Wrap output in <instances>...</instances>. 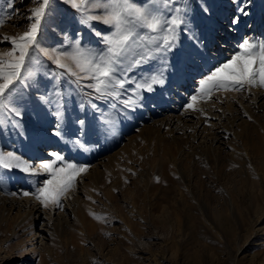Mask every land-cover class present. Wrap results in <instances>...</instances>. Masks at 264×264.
<instances>
[{
  "label": "rangeland",
  "instance_id": "rangeland-1",
  "mask_svg": "<svg viewBox=\"0 0 264 264\" xmlns=\"http://www.w3.org/2000/svg\"><path fill=\"white\" fill-rule=\"evenodd\" d=\"M33 6L32 0H14L15 11L11 13L13 18L0 28V38L22 33L29 24L22 20L30 14L29 9ZM66 7L71 8L70 14L66 12ZM56 11L59 12L56 13ZM77 15L78 13L67 4L55 10L51 9L47 17L49 21L42 26L39 36L41 45L48 49L70 51L71 46L79 41L81 47L95 52L104 51L106 46L102 37L97 36L96 32L110 34L111 29L99 21H93L90 25L82 24ZM51 34H55L54 37L50 36ZM10 48V43L0 39V53ZM172 53L168 54V60ZM37 59L38 63L30 68L33 76L26 78V81L36 92L35 94L44 97L45 100L35 103L29 99V93L23 84L18 86L19 93L14 104L22 113L20 117L15 118L20 127H14L11 120H6L3 125H0V152L6 153L7 145L10 144L16 151L24 149L30 153L32 150H29L27 142L30 143L37 137H46L48 140L45 139V142L49 144V147L51 145L65 146L68 156L73 148L81 147L72 141L78 139L82 147L87 146L85 137L89 135L91 140L98 142L95 141V137H92L90 131L92 127L96 130L101 125L103 133L100 134L103 135L104 140H107L116 138L120 129L127 126L131 118V110L124 109L120 101L111 98L93 99L96 94L91 88L84 87L91 81L81 80L79 82L81 90H78L72 82L76 79L75 77L48 74L46 73L47 65L40 57ZM156 64L163 67V59L157 57L150 61L147 68L156 70ZM37 77L41 78L39 83L47 86L33 85V79ZM128 77L132 80H140L132 72L128 73ZM132 87L131 84L125 85L121 100L131 95ZM85 93L90 95L86 96ZM220 93L230 95L232 92ZM151 97L157 98L158 92L152 93ZM113 104L115 108L112 107ZM58 108L63 112L62 123L65 135L53 137L50 130L57 121L55 113ZM98 110L103 116L110 117L112 123L105 125L102 120H95L92 112ZM70 111L86 115L83 128L73 124ZM263 131V122L258 123L253 132L251 130L248 133L236 131L237 151L240 150L249 157V166L241 161L236 165L222 162L217 172L218 179L202 163L192 170L195 177L200 175L204 177L202 185L196 184L195 179L192 185L198 188L201 200L209 208L215 206V201L220 203L225 199L221 189H225L232 196L236 209L238 208L237 213L240 214L241 230L236 231L221 206L218 213L221 214L222 219L212 216V221L218 230L203 229L201 226L204 222L203 214L193 209L187 221L192 222L194 227L182 230L176 228L173 235L169 236L163 221L172 222L174 226L177 222L172 217L160 219V208L174 205L175 200L178 199L175 186L168 181L160 183L159 179H153L154 184H151L149 188V196L159 208H156L154 213L156 217L153 219L156 236L154 239L147 238V229L138 224L137 213L141 208L144 191L139 189L137 183L142 170L149 171L154 168L155 154L152 152L154 149H150L154 148V143L152 141L150 147H147L145 145L147 143L138 140L134 143L135 148L132 147L127 152L120 151L117 145L113 147L114 149L112 148L113 150L106 152L104 158L120 151L114 155L109 166L104 167L101 173L93 178L95 184H92L91 180H86L85 186L78 189L79 200H75L73 194L77 188L75 185L61 198V205L65 204L71 209L73 216L65 227L53 231L48 244L49 251L46 250L41 254L36 252L31 264H264V166L261 164L264 161ZM99 146V143H95L96 149ZM260 147H262L261 150ZM145 148H149V152H141ZM61 156L64 158V163H68L67 158ZM158 161L156 157V162ZM51 162L59 165L55 158ZM127 165H132L133 169L128 170ZM252 167L254 171L251 172ZM3 171L5 170H0L3 186L11 194L9 174L4 175ZM27 186L31 189V193H34L36 188L40 187V183H30ZM203 211L206 213L205 208ZM94 216H99L101 219L97 220ZM20 230L23 229L15 227L11 222L6 229L0 225V248L9 246L14 250L20 249L24 241L23 232ZM140 237L152 244L144 248L145 253L142 255L133 254Z\"/></svg>",
  "mask_w": 264,
  "mask_h": 264
},
{
  "label": "bare ground",
  "instance_id": "bare-ground-1",
  "mask_svg": "<svg viewBox=\"0 0 264 264\" xmlns=\"http://www.w3.org/2000/svg\"><path fill=\"white\" fill-rule=\"evenodd\" d=\"M135 2L143 5L147 3V0H135ZM191 3L194 7L191 21L198 30L204 47L198 50L197 55L188 57L187 53L192 51V46L186 33L181 31L180 46L172 53L169 58L171 61L168 60L169 66L165 72V84L163 87H156L155 91L152 92L153 94L158 92V97H151L152 93H141L143 99L140 103L142 106L137 110L130 111L131 118H129L127 126L120 129L116 138L104 140L103 135L100 134L103 133V127L99 125L96 130L90 127L92 137H95V141L98 142L91 140L88 135L85 137L87 146L73 148L68 156L67 149L63 145H51L49 147V144L45 142V139L48 140L46 137H37L30 143L26 141L29 150H32L30 153L24 149L16 151L10 144L7 145L6 150V152L15 153L37 168L42 161L51 162L54 159L50 155L52 152L63 155L67 158L68 163L87 166L88 171L76 177L74 184L77 188L73 194L75 200H79L78 189L85 186L86 180H91V183L95 184L93 178L97 177L96 175L100 174L104 167L109 166L117 152H127L132 147L135 148L136 144L134 143L138 140L147 143L145 144L147 147H150L153 141L154 148L150 149H154L152 150L155 154L153 157L154 168L149 171L142 170L137 183L139 189L144 191L141 208L137 213L138 224L147 229V238L149 239H154L156 236L153 219L156 217L154 213L158 207L153 198L149 196V188L151 184H154L153 179H159L160 183L168 181L175 186L178 199L175 200L174 205L172 207L161 206L160 208V219L172 217L177 222V225L174 226L172 222L163 221L169 236L173 235L176 228L182 230L194 227L192 222L187 221L189 213L193 209L198 210L201 215L203 214L204 222L203 225L201 224L203 229L218 230L212 221V216L215 215L222 219L221 214L218 213L221 206L227 219L235 226L236 231L241 230L240 214L237 213L238 208L236 209V203H234L232 196L225 189H221L225 199L220 203L215 201V206L209 208L201 200L199 191H197L198 188L192 185L194 179L196 184L202 185L204 177L201 175L195 177L192 170L195 167L198 168L199 164L202 163L218 179L217 172L222 162L236 165L241 161L249 166V157L241 153L240 150L237 151L236 131L241 130L248 133L251 130L253 132L258 123H264V89L259 87L247 89L246 86V90L232 92L230 95L215 93L209 102H202L197 105L204 110L205 115L186 109V105L190 103V97L197 92L199 80L210 69L226 62L234 53L238 52L237 44L243 38L264 39V0H252L249 9L251 14L248 17H242L241 23L235 30H229L227 27L235 11V4L232 3V0H191ZM63 4L69 6L64 0H53L50 10L60 8ZM205 7L208 12L203 11ZM65 10L69 13L71 8L66 7ZM28 15L30 14H27L22 22H29ZM166 15L170 16L171 13H166ZM47 21H49L48 18L43 25ZM54 35L51 34L50 36L54 37ZM49 38L47 39L49 40ZM39 57L48 67V71L45 70L44 72L51 75L63 72L62 69H57L48 57ZM149 63L150 61L134 69L132 73L135 77L142 79L161 68L159 64H156V70L147 68ZM40 79V77L34 78L33 85L47 86L39 83ZM35 81H37L36 84ZM74 84L78 90H81L80 84ZM23 86L28 91L30 100L35 103L42 101L26 80ZM70 114L73 124L77 126H81L77 121L86 119L84 113L78 114L70 111ZM92 116L95 120H102V112L99 110L92 112ZM262 134L264 135V131ZM95 143L100 144L98 149H96ZM116 145L120 151L110 155L111 157L104 158L106 152H109L108 150ZM141 152H149V148L142 149ZM262 154L264 155V152ZM156 157L159 159L158 162H156ZM261 164L264 166V161ZM126 167L128 170L133 169L132 165ZM250 169L251 172L254 171V167ZM3 174H9L10 192H15L17 195L13 196L6 191L2 183L3 177L0 174V225L6 229L11 222L15 227L22 228L23 230L20 232H23L24 241L21 248L17 250L9 246L0 248V264H31L36 252L41 254L46 250L49 251L48 244L53 231L65 227L73 213L65 204H62V209L52 206L45 209L35 199L22 195L25 191L31 193L27 184L39 182L42 186L43 181L50 178L48 173L41 170L39 175L30 176L13 169L11 171L5 170ZM203 208L206 209V213ZM151 244L145 238L140 237L133 254L142 255L145 253L143 252L144 248Z\"/></svg>",
  "mask_w": 264,
  "mask_h": 264
},
{
  "label": "snow or ice",
  "instance_id": "snow-or-ice-1",
  "mask_svg": "<svg viewBox=\"0 0 264 264\" xmlns=\"http://www.w3.org/2000/svg\"><path fill=\"white\" fill-rule=\"evenodd\" d=\"M52 2L32 0L34 6L29 9L27 19L30 23L27 28L14 36L0 38L11 44L9 50L0 53V125L11 120L14 127H20L15 118L22 113L14 104L19 93L18 86L33 76L30 68L38 63L39 56L48 57L57 69L63 70L53 73L54 76L66 74L75 77L72 82L76 84L81 80L91 81L84 87L93 90L96 94L93 99L111 98L120 101L124 109L135 110L142 106L141 93H152L156 87L164 86L165 72L169 66L168 53L179 48L181 31L186 33L192 46L188 57L197 55L198 50L204 47L191 21L194 12L191 0H147L143 5L137 4L135 0H65L79 14L82 24L90 25L93 21H99L111 29L110 34L96 32L97 36L102 37L106 49L95 52L81 47L79 41L71 46L70 51L48 49L41 45L39 36ZM232 3L235 4V11L228 22L229 30H235L241 18L251 14L249 9L252 0H232ZM14 11V0H0V28L13 18L11 13ZM203 11L208 12V9L205 7ZM237 48L238 52L229 60L210 69L199 80L197 92L190 97L186 109L205 115L204 110L197 105L209 102L215 93L240 92L246 90V86L247 89H264V39L243 38ZM157 57L163 59V67L159 70L140 80L128 77V73ZM126 84L133 85L131 95L121 100ZM41 99L45 100L44 97ZM112 107L115 108V104ZM55 115L57 121L50 130L51 135L62 137L65 128L60 108ZM102 122L105 125L112 123L110 117L103 114ZM77 123L83 128L85 122L79 120ZM72 142L82 147L78 139ZM50 155L59 165L42 161L37 168L13 152H0V170L17 169L30 176L39 175L41 170L48 173L50 178L43 181V185L37 187L34 193L25 191L22 195L35 199L45 209L50 206L62 209L61 198L74 187L76 177L88 171V167L64 163V158L56 152ZM11 195L16 196L17 193ZM94 218L101 219L99 216Z\"/></svg>",
  "mask_w": 264,
  "mask_h": 264
}]
</instances>
